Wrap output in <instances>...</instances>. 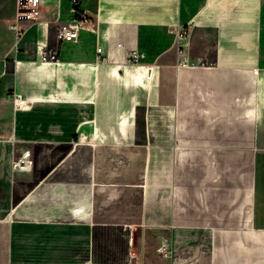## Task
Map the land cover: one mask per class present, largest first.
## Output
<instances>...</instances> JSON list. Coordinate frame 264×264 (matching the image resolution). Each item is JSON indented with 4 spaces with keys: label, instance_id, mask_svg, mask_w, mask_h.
I'll return each instance as SVG.
<instances>
[{
    "label": "crops",
    "instance_id": "1",
    "mask_svg": "<svg viewBox=\"0 0 264 264\" xmlns=\"http://www.w3.org/2000/svg\"><path fill=\"white\" fill-rule=\"evenodd\" d=\"M81 7L60 42L70 0L20 38L0 0V264H264V0ZM20 145L41 171L14 168Z\"/></svg>",
    "mask_w": 264,
    "mask_h": 264
},
{
    "label": "built area",
    "instance_id": "2",
    "mask_svg": "<svg viewBox=\"0 0 264 264\" xmlns=\"http://www.w3.org/2000/svg\"><path fill=\"white\" fill-rule=\"evenodd\" d=\"M70 2L76 14V18L71 23L58 24L57 39L60 42L77 40L81 24L83 21L87 20V14L81 7L83 0H70ZM42 4L43 0H17V15L14 23L11 25V27L17 32V38H20L23 34V29L20 27L21 21L38 22L41 20ZM172 30L177 33L180 54H182L181 65L190 66L188 45L184 41L187 38L188 33L180 26H173ZM119 48H123L121 43L119 44ZM98 52L102 53V47L98 48ZM58 55V49H44L40 54V59L44 61L58 60ZM130 59L136 63L140 61V52L138 49L130 51ZM13 104L15 110H26L29 108L27 100L18 93L14 94ZM14 167L21 170L27 169V157L24 156L22 160L15 161Z\"/></svg>",
    "mask_w": 264,
    "mask_h": 264
},
{
    "label": "rangeland",
    "instance_id": "3",
    "mask_svg": "<svg viewBox=\"0 0 264 264\" xmlns=\"http://www.w3.org/2000/svg\"><path fill=\"white\" fill-rule=\"evenodd\" d=\"M24 156L27 157V161H28L27 170L33 169L36 171H41V169L43 168L42 155H41V152L37 151V148H35L33 150L31 147L26 148V146L20 145L16 151V161L22 160V158H24ZM14 163H15V161H14ZM13 166H14V164H13ZM133 238L136 240L137 236H133L130 233V243L127 247L128 249L133 246ZM134 248L140 249L139 251H143L144 246H137V244H135Z\"/></svg>",
    "mask_w": 264,
    "mask_h": 264
}]
</instances>
